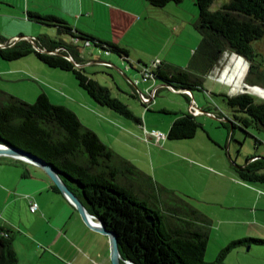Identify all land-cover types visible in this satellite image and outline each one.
Wrapping results in <instances>:
<instances>
[{
	"label": "rangeland",
	"instance_id": "rangeland-1",
	"mask_svg": "<svg viewBox=\"0 0 264 264\" xmlns=\"http://www.w3.org/2000/svg\"><path fill=\"white\" fill-rule=\"evenodd\" d=\"M81 1L87 8L80 9L77 0H0V40L3 45H11L14 40L23 38L32 47L28 37L43 40L46 36L48 39L68 42L69 34L59 30L55 24L35 21L27 12L37 10L39 14L53 12L70 26L77 21L92 33L83 32L125 47L132 65L127 64V60H123L115 52H106L100 47L97 51L93 44H81L92 51L91 59L96 56L103 60L106 57L113 59L111 63L106 62L108 66L93 63L84 70H92L89 73L91 75H88L94 76L99 84L107 86L112 96L126 103L132 113L140 118L141 123L138 124L131 118L98 104L78 85L70 70L49 66L32 51L11 59L0 56V89L28 102L33 101L42 89L53 92L56 96L49 98L52 103L75 110L74 113L81 123L92 129L101 141L150 176L152 185H148V190L157 198L160 208L165 209L174 203V193L204 214L209 221L203 253L205 262H212L219 248L231 239L244 236L264 239V189H258L263 195L257 198L256 203L252 199L254 190L245 191L247 205L251 208L257 207L254 215L246 210L242 213L247 220L230 219L228 211L213 203L214 190L220 192L221 189L222 195L236 189L237 192L244 191V188H237L228 179L236 176L230 168L231 159L235 163H242L245 157L254 153L264 156V128H231L232 111L222 96V93L247 91L264 100L261 96L264 95V30L250 41L253 50L250 73L247 71L248 61L237 54L246 62L239 86L231 88L227 82L217 78L222 67L229 63L231 54H236L224 50L211 70L203 75L201 87L191 89L197 106L203 110L208 108L220 115L201 112L195 116L200 125L192 136L166 138L165 132L171 118L177 112L187 109L190 95L186 96L179 90L162 86L147 103V109H144L134 95L133 85L142 89L143 85L151 87L160 82L151 78L141 80L134 65L139 64L137 59L147 65L161 59L185 66L200 39V34L194 27L196 4L193 0L167 1L161 6H153L146 0ZM224 1L226 0H211L209 8L215 9ZM20 34L24 36L16 38ZM134 79L137 82L134 83ZM249 82L258 84L250 86L255 83ZM244 83L249 86L245 88ZM255 89L261 94L252 91ZM161 107L171 108V111H164ZM151 129L162 132L164 137L156 140L147 133ZM254 137L259 140L258 143L254 142ZM0 169H6L4 172L0 170L1 185L7 178L13 177L12 169H16L14 171L18 174L22 165L18 161H0ZM216 172H221V182L215 181L213 175ZM213 181L215 185L211 188ZM244 183L256 186L255 182ZM156 185L171 192L159 191ZM8 207L9 213L20 219L19 224L25 230L26 224L31 222V216L14 203ZM177 214L188 216L181 211ZM100 235L103 236L90 239L93 244L87 248L88 252L84 254L85 258L80 264H110L107 235ZM35 242L37 247H43L40 242ZM45 258H50V255L46 253ZM220 260L219 262L226 264H264V243L252 241L234 246ZM33 264L61 263L55 258L45 262L42 256Z\"/></svg>",
	"mask_w": 264,
	"mask_h": 264
},
{
	"label": "trees",
	"instance_id": "trees-1",
	"mask_svg": "<svg viewBox=\"0 0 264 264\" xmlns=\"http://www.w3.org/2000/svg\"><path fill=\"white\" fill-rule=\"evenodd\" d=\"M146 1L161 6L167 1L180 0ZM193 1L197 6L194 27L200 34L198 45L183 67L159 59L151 70L153 79L160 82L157 89L166 85L188 90L200 88L203 75L224 50L242 55L248 61L250 73L253 55L250 41L264 30V0H226L215 9L209 8L211 0ZM27 12L35 21L55 24L81 42L115 52L123 59L127 57L125 47L77 30L53 14ZM32 42L50 51L35 49L28 40L19 38L11 45H0V56L11 59L32 51L47 65L70 70L78 85L98 104L140 122L126 103L112 96L83 66L71 61H81L75 44L46 36ZM252 91L261 94L257 89ZM222 96L232 111L231 128H264V100L247 91L222 93ZM205 111L210 112V109ZM195 116L189 111L177 112L165 137L192 136L200 125ZM254 142L259 140L254 137ZM0 143L21 148L49 163L86 210L114 232L121 264H125L124 259L134 264H213L221 261L225 252L234 246L252 241L264 243L263 238L250 236L231 239L219 248L212 262H205L207 217L174 193V203L160 208L157 198L148 190V185H152L150 176L101 141L70 108L50 102L43 92L28 102L0 89ZM230 161V168L242 181L264 182L263 155L251 154L242 163ZM156 186L159 191L171 192ZM53 188L57 189L55 185ZM179 211L188 216H178ZM12 237L13 231L0 224V264H17Z\"/></svg>",
	"mask_w": 264,
	"mask_h": 264
},
{
	"label": "crops",
	"instance_id": "crops-1",
	"mask_svg": "<svg viewBox=\"0 0 264 264\" xmlns=\"http://www.w3.org/2000/svg\"><path fill=\"white\" fill-rule=\"evenodd\" d=\"M77 6L80 9L86 7L83 5L81 0H77ZM92 6L93 5H91V7ZM33 11L38 12L37 10ZM40 14L46 13L44 12ZM49 14L57 15L53 12H50ZM72 27L80 31L92 33L84 26L78 24L77 21L73 22ZM68 42H71L77 46L81 59L79 65L83 66V68H86L87 65L93 63L102 66H108V64H105V62L111 63L113 61V59L109 57H106V60L99 59L97 56L91 59L90 56L92 55V51H90L89 48L82 47V42L79 40H74V38L70 36ZM88 45L91 44H84L83 46ZM96 50L99 51V47H96ZM128 57L129 54H127V59L130 63L127 61V64L132 65V60ZM136 61L139 64L134 66L137 68L139 73L138 69L141 62H139L140 59H137ZM91 71L92 70H90V72ZM86 72L88 74L90 73L89 71ZM91 77L95 79L94 76ZM133 87H135L134 94L136 95L137 89L143 90L145 87H149V85H143L144 88L142 89L137 88L134 85ZM41 92H43L48 99L56 96L53 94V92L44 89H42ZM189 95L190 100L187 103V109L184 111H188L189 104L194 103V105L199 109V112L196 115L200 114L201 112L216 116L220 115V113L212 110L207 113V111L196 105V101L194 100L190 91L189 94H186V96ZM143 108L147 109V107ZM161 109L164 111H171L169 110L171 108L161 107ZM72 111L75 112L73 109ZM217 111L220 112L221 110ZM137 123L140 124L141 122ZM0 161H3L4 163H15L18 161L21 162L22 165V169L18 174L16 171H14L16 169H12L11 174H13V177L11 176L10 178H7L6 182L4 181L3 184L0 185V224H4L13 231L12 247L17 257V264H33L36 259H40L42 256H44L45 262H48L50 258H55L58 259L61 264H80V261L85 258L84 254L88 252L87 248L89 249L93 244L90 239H97L103 235H100L101 233L99 231L92 229L83 222L73 204L58 188H53L54 183L40 167L3 153H0ZM0 170L4 172L6 169ZM213 176L215 181L221 182V172H216ZM233 176V178H228L229 181L233 182L234 185L239 189L244 188V191L237 192L238 189H236L235 191L224 192V195H222L221 189L220 192H216V190H214L213 203L218 204L220 208L224 209L226 212L228 211L231 215L230 219H239L241 221L247 220L242 216V213H245L246 210L250 211L251 214L254 215V209H257V207L254 206L251 208L247 205L245 191L248 189L254 190L252 199L253 202L256 203L257 198L263 195L258 189H264V182H256V186H253L252 184L249 186L237 176ZM215 181H213V186L211 188L214 187ZM28 199H32L36 202V207L33 211H30L28 208ZM13 203L31 216V222L26 224L27 226L25 230H22L19 224L20 219L15 218L13 214L9 213L10 209H8V206H11ZM21 236L23 239H21ZM35 241L40 242L43 247H37ZM46 253L50 255V258H45ZM64 260H66V262Z\"/></svg>",
	"mask_w": 264,
	"mask_h": 264
},
{
	"label": "water",
	"instance_id": "water-1",
	"mask_svg": "<svg viewBox=\"0 0 264 264\" xmlns=\"http://www.w3.org/2000/svg\"><path fill=\"white\" fill-rule=\"evenodd\" d=\"M23 36L24 35L20 34V35H17L16 38L23 37ZM28 38L30 39V37ZM32 44L35 49L45 51V52L50 51L48 49L38 47L34 42H32ZM71 61L74 64H77V62H75L73 59H71ZM253 85H256V84H251L250 86H253ZM247 86H249V84L244 83V87L246 88ZM189 91L191 92V90ZM0 153L7 154L10 156L16 157L18 159H22L24 161L30 162L40 167L45 172V174L49 177V179L54 183V185L73 204V206L76 208L83 222L87 226L91 227L92 229L97 230L107 235L108 243H109L110 264H121L114 232L106 229L98 219H96L95 217L93 218V216L86 210L81 200L74 194V192L69 187H67L65 182L59 176L58 172L49 163H47L42 158L34 155L33 153H30L21 148H17L15 146L4 144V143H0ZM123 262L125 264H134L131 260H128V259H124ZM213 264H226V263L216 262Z\"/></svg>",
	"mask_w": 264,
	"mask_h": 264
},
{
	"label": "built area",
	"instance_id": "built-area-1",
	"mask_svg": "<svg viewBox=\"0 0 264 264\" xmlns=\"http://www.w3.org/2000/svg\"><path fill=\"white\" fill-rule=\"evenodd\" d=\"M29 40L32 41L31 38ZM74 40H78V39L77 38H74ZM82 43L85 44V45L89 44L87 41H83ZM1 44H3V43L0 42V45ZM68 58H70V57L68 56ZM123 60H127L128 61L127 57H126V59H123ZM158 61L159 60L153 61L151 65H147L145 63H141L140 64V67H139L138 70H139V74H140V79L141 80H145V79H148V78H151L152 80H154L153 77H152L151 70H152V68L155 66V64ZM105 64H107V63L105 62ZM75 65H79V63L77 62V64H75ZM133 82L134 83L137 82V79H134ZM157 87H158V85H153L151 87H145L143 90L137 89L136 96L139 99V101L143 104V107H145V108L147 107V103L150 101V99L156 93ZM166 87H168L170 89H174V90H179L181 92H184L185 94H189V90L188 89L174 88L171 85H166ZM188 111L190 113H192V114H197L199 112V109L193 103H190L189 104V107H188ZM207 113H208V111H207ZM145 132H147V131H145ZM147 133L149 135L153 136L156 140L164 137V134L162 132L158 131V130L151 129ZM144 139H146V137H144ZM27 202H28V208H29V210L30 211H33L35 209V207H36V202L33 201L32 199H28ZM93 218H94V216H93Z\"/></svg>",
	"mask_w": 264,
	"mask_h": 264
},
{
	"label": "bare ground",
	"instance_id": "bare-ground-1",
	"mask_svg": "<svg viewBox=\"0 0 264 264\" xmlns=\"http://www.w3.org/2000/svg\"><path fill=\"white\" fill-rule=\"evenodd\" d=\"M228 59L229 63L222 67L217 78L227 82L230 87L233 88L235 86H239L246 69V62L241 56L237 54H231L230 58Z\"/></svg>",
	"mask_w": 264,
	"mask_h": 264
}]
</instances>
